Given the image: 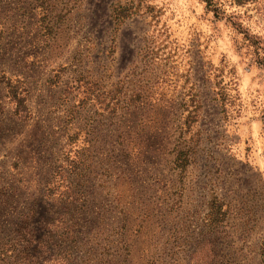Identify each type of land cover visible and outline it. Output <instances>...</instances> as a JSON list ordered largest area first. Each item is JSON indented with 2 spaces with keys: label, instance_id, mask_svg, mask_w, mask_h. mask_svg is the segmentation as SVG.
I'll return each mask as SVG.
<instances>
[{
  "label": "rangeland",
  "instance_id": "1",
  "mask_svg": "<svg viewBox=\"0 0 264 264\" xmlns=\"http://www.w3.org/2000/svg\"><path fill=\"white\" fill-rule=\"evenodd\" d=\"M220 2L0 0V241L264 264V0Z\"/></svg>",
  "mask_w": 264,
  "mask_h": 264
},
{
  "label": "trees",
  "instance_id": "2",
  "mask_svg": "<svg viewBox=\"0 0 264 264\" xmlns=\"http://www.w3.org/2000/svg\"><path fill=\"white\" fill-rule=\"evenodd\" d=\"M209 7H212L216 14L222 12V3L220 0H204ZM237 4H246L249 0H232ZM31 239V238H29ZM14 243L0 241V264H36L31 250L35 246L34 241L27 240L23 245V239L17 238Z\"/></svg>",
  "mask_w": 264,
  "mask_h": 264
}]
</instances>
